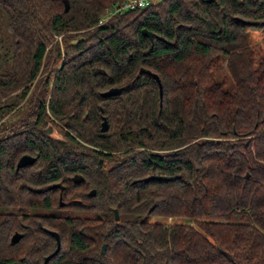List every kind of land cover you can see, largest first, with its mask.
<instances>
[{"label": "trees", "instance_id": "trees-1", "mask_svg": "<svg viewBox=\"0 0 264 264\" xmlns=\"http://www.w3.org/2000/svg\"><path fill=\"white\" fill-rule=\"evenodd\" d=\"M69 1L0 0V264H264V0Z\"/></svg>", "mask_w": 264, "mask_h": 264}, {"label": "water", "instance_id": "water-1", "mask_svg": "<svg viewBox=\"0 0 264 264\" xmlns=\"http://www.w3.org/2000/svg\"><path fill=\"white\" fill-rule=\"evenodd\" d=\"M208 1L212 2V1H216V0H208ZM63 2H64V6H65V11H68L69 7H70V1L69 0H63ZM143 33L145 35L149 36L150 38H153V35H154L153 32L149 31L147 28L143 29ZM139 73L150 74L152 77H154L157 80V82L159 84V87H160V94H161V97H162V95H163V93H162V91H163L162 90V83H161V79L158 76V74H156V73H154V72H152V71H150L149 69H146V68H141ZM122 91H123V87H113V88H110V89L106 90L105 92H102L101 95L103 97L114 96V95L120 94ZM108 128H109L108 122L104 118L103 122H102L101 130L103 132H105V131L108 130ZM45 130H46V132L48 134H53L56 137L59 136V135H57L56 130H54L52 126H48ZM35 161H36V157H34L32 155H29V154H25L19 159L17 167L20 168V167H24L26 165L33 164ZM99 164H100L101 167L103 166V160L102 159L99 161ZM246 177H248V175H246ZM73 180H74L75 183H80V182L84 181V177L82 175H75ZM58 186H61V185L58 184ZM95 193H96L95 190H92L90 192V195H95ZM60 200H61V198H60ZM62 204H63V202L61 201V205ZM114 215H115V220L119 221L120 220V215H119L118 209H114ZM47 231L50 234H52L53 236L56 237L57 249H56V251L54 253H57L60 250V248H61L60 235L56 231H51V230H47ZM22 237H23L22 233H19V232L14 233V235L11 238V245H14V244L18 243ZM105 249H106V245L104 244L103 247H102V252L103 253L105 252ZM50 257H51V255L45 257V260H44L43 264H47V261L49 260Z\"/></svg>", "mask_w": 264, "mask_h": 264}, {"label": "built area", "instance_id": "built-area-1", "mask_svg": "<svg viewBox=\"0 0 264 264\" xmlns=\"http://www.w3.org/2000/svg\"><path fill=\"white\" fill-rule=\"evenodd\" d=\"M161 0H123L120 3H117L113 8L107 10L106 16L103 18L105 22L112 16L123 14L128 10H133L137 8H145L152 4H155Z\"/></svg>", "mask_w": 264, "mask_h": 264}, {"label": "rangeland", "instance_id": "rangeland-1", "mask_svg": "<svg viewBox=\"0 0 264 264\" xmlns=\"http://www.w3.org/2000/svg\"><path fill=\"white\" fill-rule=\"evenodd\" d=\"M249 32H250V41L253 45H255L257 48L261 47L264 45V28L262 27H249ZM59 41L62 40V37H57ZM1 104V101H0ZM24 111L23 110H19L18 113H16L15 115H11L10 119H17L18 117H21L23 115ZM2 122V121H1ZM0 122V124H1ZM62 201V200H61ZM64 213H74L72 211H69L68 209H65L63 211ZM155 219V218H154Z\"/></svg>", "mask_w": 264, "mask_h": 264}, {"label": "flooded vegetation", "instance_id": "flooded-vegetation-1", "mask_svg": "<svg viewBox=\"0 0 264 264\" xmlns=\"http://www.w3.org/2000/svg\"><path fill=\"white\" fill-rule=\"evenodd\" d=\"M19 107H20V110H23L24 111V109L26 108V106H25V101L24 102H22L20 105H19ZM19 112V110L17 111V113ZM16 113H14L13 115H15ZM8 118V117H7ZM6 118V119H7ZM5 119V120H6ZM76 175H80V174H76ZM73 178H74V176H73ZM73 178H72V180H73ZM83 182V181H82ZM82 182H80V183H76V184H81ZM43 229L46 231V232H48L47 230H51V231H55V230H53V229H51V228H49V227H43ZM49 233V232H48ZM50 234V233H49ZM50 235H52V234H50ZM60 235V234H59ZM53 236V235H52ZM54 238H55V240H56V237L55 236H53ZM60 240H61V238H60ZM57 242V241H56ZM104 245V244H103ZM106 245V244H105ZM103 247V246H102ZM61 249V248H60ZM48 262V261H47Z\"/></svg>", "mask_w": 264, "mask_h": 264}]
</instances>
